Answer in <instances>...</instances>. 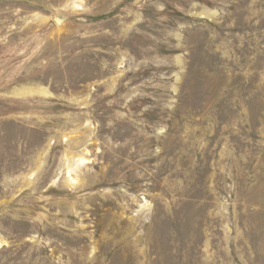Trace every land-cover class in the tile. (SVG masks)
Listing matches in <instances>:
<instances>
[{
  "label": "rangeland",
  "instance_id": "obj_1",
  "mask_svg": "<svg viewBox=\"0 0 264 264\" xmlns=\"http://www.w3.org/2000/svg\"><path fill=\"white\" fill-rule=\"evenodd\" d=\"M0 244L264 264V0H0Z\"/></svg>",
  "mask_w": 264,
  "mask_h": 264
},
{
  "label": "bare ground",
  "instance_id": "obj_2",
  "mask_svg": "<svg viewBox=\"0 0 264 264\" xmlns=\"http://www.w3.org/2000/svg\"><path fill=\"white\" fill-rule=\"evenodd\" d=\"M79 160H81V161L84 160V157H80ZM0 246H1V244H0Z\"/></svg>",
  "mask_w": 264,
  "mask_h": 264
}]
</instances>
